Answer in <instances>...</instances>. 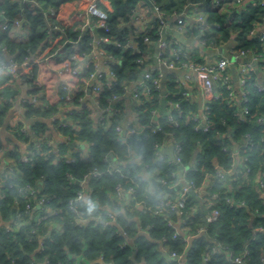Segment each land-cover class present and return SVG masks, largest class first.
Returning a JSON list of instances; mask_svg holds the SVG:
<instances>
[{"label":"trees","instance_id":"16d2710c","mask_svg":"<svg viewBox=\"0 0 264 264\" xmlns=\"http://www.w3.org/2000/svg\"><path fill=\"white\" fill-rule=\"evenodd\" d=\"M86 1L0 0V126L12 109L19 113L9 124L21 138L14 149L25 144L32 156L23 161L19 149L11 150L22 176L0 183V221L8 223L0 225V264H264V124L256 122L264 116V91L256 88L264 60L246 74L248 101L242 104L248 114H239L242 104L223 86L199 110L181 69L163 68L156 57L168 58L176 38L172 31L159 30L158 16L145 32L132 23L141 5L161 12L177 2L203 7L207 29L189 22L183 28L187 43L174 44L185 49L190 38L199 43L189 56H180L179 67L240 49L263 53L264 39L249 32L264 23V10L249 0L240 6H229L231 0H108L104 26L89 27L73 15ZM170 13L163 20L176 22ZM17 19L25 24V38L12 32ZM160 36L168 47L156 45ZM100 37L108 38L97 44L102 53L95 48ZM201 46L217 52L203 58ZM72 56L87 65L74 72ZM96 57L108 61L111 75L102 63L94 65ZM11 61L17 63L12 71ZM94 73L100 82L94 79L88 87ZM44 74L54 77V97L48 96ZM64 84L71 89L69 99L59 90ZM87 88L103 109L96 119L83 102ZM127 100L133 116L125 121ZM153 110L159 114L153 116ZM54 133L61 139L52 141ZM169 144L175 159L165 151ZM157 150L163 158L156 157ZM108 166L123 172L108 173ZM93 168L100 174L82 181ZM150 176L167 186L191 181L183 208L171 207L180 184L167 191ZM78 192L83 197L75 213L69 200ZM212 209L218 213L208 221Z\"/></svg>","mask_w":264,"mask_h":264},{"label":"built area","instance_id":"2783aa9c","mask_svg":"<svg viewBox=\"0 0 264 264\" xmlns=\"http://www.w3.org/2000/svg\"><path fill=\"white\" fill-rule=\"evenodd\" d=\"M99 1L102 0H87L83 5H79V7L75 10V13L73 14L74 16L81 18L84 21V25H89V27H102L104 26V21L106 19H108L109 17V13L108 10L104 7H100L99 6ZM244 0H235V2L237 3V6H240L243 3ZM263 4H264V0H262ZM105 3V1H104ZM107 4V3H105ZM195 6V3H190L189 6ZM107 6V5H106ZM143 7H146V5H142ZM141 6V7H142ZM148 8V7H147ZM154 11L159 10V8L157 6H154ZM160 11V10H159ZM48 12L50 14H53V9L52 8H48ZM0 14L3 15L4 14V10L2 8H0ZM205 16L206 15H200V18L202 17V21H197V19H195L198 23L196 26L199 27L200 31L206 30L208 25L205 22ZM97 19V23L94 24L92 23L93 19ZM161 19H159V23L161 24V27H163L165 30H167V24L165 23V21L163 20L162 17H160ZM178 22H176L178 25V30H183V28L185 27L186 23L185 21L182 20V17L179 16ZM7 24L3 23L1 24V27L7 28ZM14 28L15 29V34L19 37V38H25L26 36V27L23 21H20L19 19L14 21ZM59 28V27H57ZM162 28V29H163ZM251 33L253 32V30L250 31ZM161 34V33H160ZM260 39H264V30H262L261 35H260ZM107 41L108 38L107 37H100L99 39H97L95 41V47H98L97 44L101 41ZM157 44L159 46V48H165L168 46L166 40L164 39L163 36H160ZM172 49V48H170ZM169 49V50H170ZM177 49V48H175ZM253 50V49H252ZM105 52V51H104ZM102 53V52H101ZM183 55V53H174V58H170L169 60H167L168 58H162L159 59L160 55L156 56L159 60V63L163 66H165L168 69H181L182 71V77H183V81L186 83H190L191 81H195L200 89H201V93L202 96L204 97V105L203 108H206V101H208L209 99H212L214 97L219 96V87L218 86H223L225 88L228 89V94L230 95V97L232 98H236L238 102H240L241 104L248 101V93H249V89L245 87L246 84V74L251 71L254 70L256 68V62L259 61L262 57H260V55H256L253 52L248 55L245 49H240L238 51V53H232L231 55L229 54L227 56L225 55H221L220 57H218L217 59H213L210 63L205 64L202 67H198L200 65V63H195L194 61H184L182 62V65L177 67L179 64V59L180 56ZM264 58V57H263ZM72 59L74 60V64H76L74 66V72H77L78 70H82L84 66L87 65V63L85 62H76L77 58L75 56H72ZM172 59V60H171ZM94 62V65H98L100 63H102V61H98V58L96 57L94 60L91 59ZM157 60V61H158ZM233 62L237 63L239 62L238 65V71H237V79L236 81L233 83L232 82V76L230 74L229 71V66L231 65L230 63ZM103 68L106 70V72L111 75V71L109 70V63L108 61L103 62L102 63ZM17 66V63L11 61L10 63V70L12 71L15 67ZM100 71L99 69L97 70V72ZM92 74V73H91ZM95 75V73H94ZM93 75V76H94ZM40 80L42 78V73L39 74L38 77ZM155 82H157L158 85H160V80L156 79ZM99 85H94L93 88L95 90H97L99 87ZM58 88V87H57ZM145 88V86H144ZM256 88L258 91H264V77L261 78V80L259 82H257L256 84ZM59 90L64 91L65 92V97L67 99L70 98L71 96V89L67 84L61 85L59 87ZM135 89H133L134 91ZM149 90H145L144 94H148ZM135 96H137L135 94ZM176 104V103H174ZM239 110V114L241 113H245L248 114L249 113V108L247 105L242 104L240 106ZM153 116H156L158 113V111L153 110ZM171 119V117H169ZM202 119L205 120V116L204 114L202 115ZM256 122L259 124H264V116H258L256 118ZM122 127L117 126L118 130H121ZM179 150V148H178ZM29 150L25 149L24 153L21 156V159L23 161H29L32 159V156H30L28 154ZM66 160L67 161H72L74 160V157L71 155H66ZM156 157L157 158H163L164 155L161 151L157 150L156 152ZM177 160H179L178 157H176ZM106 171H108V173H113L114 171H117L119 173L122 174L123 171L120 170L119 167H115L113 168L112 166H108L106 168ZM101 170H99L98 168H93L92 170H90V172L88 174H85L82 181L85 180V178L90 175H98L100 174ZM259 181V186L262 187L263 186V182L261 179H259V177H257V179ZM179 181H176L174 183V185L178 184ZM165 183V182H164ZM191 181H186V183H179L182 186V190L180 193V196L175 200L174 203L171 204V207L176 208L177 210H180L181 208H183L184 206V201L185 198L183 197V192L187 189V187L189 186V184H191ZM28 189V187L26 188ZM25 192L28 193V195L33 194V190H24ZM121 191V190H119ZM83 197L81 192H78L76 194V197L73 199L69 200V206L70 208L76 213L77 211V202L78 200H80ZM43 201V199H40L39 202L41 203ZM44 202H46V200L44 199ZM160 211V210H159ZM217 210L216 209H212L210 214H208L206 216V219L208 221H213L217 215ZM34 229H32V231H34ZM200 230H203L202 228ZM171 256L173 257H179L180 255L176 254L175 252H171ZM237 263H242L240 258H236ZM60 264V263H59Z\"/></svg>","mask_w":264,"mask_h":264},{"label":"crops","instance_id":"0c3cea01","mask_svg":"<svg viewBox=\"0 0 264 264\" xmlns=\"http://www.w3.org/2000/svg\"><path fill=\"white\" fill-rule=\"evenodd\" d=\"M105 3H108V2L105 0ZM141 6H140V8L138 10V14H137V16H139V14L141 13L139 18H144V17L149 16L151 14V11L155 12L154 9L150 10L149 8H147L148 6H146V7H143V6L141 7ZM182 6H183V13L181 12L182 13L181 17L184 18L187 21H190V18H192V17H190V15H191L190 11L191 10L188 9L189 6L188 5H185V6L182 5ZM225 8H226V6H225ZM202 9H204V8L202 7ZM174 22L169 21L168 24L171 27H174L175 26ZM135 27L137 28V27H139V25L135 24ZM15 29L16 28L12 29L13 33H14ZM176 29H173V31H172L171 28H169V27L167 28V30L172 31L173 35L177 38L178 43L181 42V40L183 41V43H187L185 41V39H184L183 32L178 30V28H176ZM262 30H264V23L263 24H256L255 27L253 28V32L252 33L249 32V34L251 35L252 38H259L260 39V35H261ZM195 40H196L195 38H193V39L190 38L188 40L190 43H188L187 45H192L195 48L198 47L199 43L195 42ZM231 43H232V41H231ZM184 48H186V47L184 46ZM225 48H226V45L224 44L223 50H225ZM201 49L206 51L205 55L203 54V58H208V57L212 58L217 52V49L214 50L213 47L206 48V47L201 46ZM225 54L229 55L227 52ZM98 61L99 62L101 61V59L99 57H98ZM238 63L239 62L234 63L233 65L229 66V71H230V74H231V76H232L234 81H236V79H237V71H238V69H237L238 65L237 64ZM179 73L182 74V71L179 70ZM257 74H258V77L261 80L262 76H261L260 71H258ZM94 79L97 80L96 84H98L100 82L99 79H98V74L95 73V75L91 79H89L87 81V83L88 84L91 83V81H93ZM43 81L48 86V88H47L48 96L54 97L55 93H56V89H57V87L54 84V77L44 74L43 75ZM87 92H88V94H86L85 97L83 98V102L87 105V107L89 109H91L93 111L94 119H96L98 117L99 112H101L102 110L97 105L93 95L91 93L89 94V91H87ZM188 92H189L188 94L191 95L192 99H195V100L198 101L199 110L202 109L203 105L205 103V101H204L205 99L202 96L201 89H200L199 85L195 81H191L189 83ZM23 94H24V91L22 92V95ZM126 104H127V114L125 116V121H127L129 118H131L133 116V114L129 110L130 109V104H129L128 100H127ZM162 104L164 105V103H162ZM162 104H161V106H162ZM18 116H20V114L14 112L13 109H12L9 112V114L7 116V119L5 120L4 124L0 126V139H1V142H2V145H1V148H0V183H2L5 180V178L10 177V176L11 177L15 176V177H18V178H20L22 176V172L19 169L18 164H17L16 156H14L12 154V152H11V150H13L15 148V146H17V144L18 145L20 144L21 138L17 137L16 134L14 133V130H12L11 127H9V124H14L15 122H17V120L19 119ZM56 117H60L61 118V115L57 114ZM57 139H61V136H59V134L54 133V136H53V138H51V140L52 141H56ZM79 147H80V151L81 152L86 153V151H87L86 150V144L81 143V144H79ZM18 149L20 150V154L22 155L24 153L23 150L26 149L25 144L21 145V149L17 148V149H14V150H18ZM1 224H5V226L6 225L8 226V223L4 222V221H0V225ZM53 227L58 228V226H53Z\"/></svg>","mask_w":264,"mask_h":264},{"label":"rangeland","instance_id":"374dc122","mask_svg":"<svg viewBox=\"0 0 264 264\" xmlns=\"http://www.w3.org/2000/svg\"><path fill=\"white\" fill-rule=\"evenodd\" d=\"M104 1L105 0H102V1H99V6L100 7H105V4H104ZM107 2H108V0H106ZM250 2H254V4L255 3H257V6H259L262 10L264 9V4H263V2H262V0H249ZM229 3V6H231L232 4H235V5H237V3L235 2V0H231V1H228ZM145 6V5H144ZM188 6H189V4H188ZM172 8H175V9H173L172 10ZM171 9H168V11L167 12H161V11H159V10H156L155 12H153V13H151L149 16H147V17H144V18H139V16L141 15V13L139 14V16H137V17H135L133 20H132V23H134V25L135 24H137V25H139V27H137L138 28V30L139 31H141V32H145L148 28H149V26H151L150 25V23H151V20L153 19V18H155L156 19V17L158 16V17H162V14H166V16H168V15H171V13H170V11H172V12H174L173 14V17H174V19L175 20H177L176 22H178V20L179 19H181V18H179V16H181V14L183 13V6L181 5V4H179V2H177L173 7H172ZM188 9H190L191 11H190V17H192V18H190V21H187V20H185L184 18H182V20L183 21H185V23L187 24V23H189V22H193V23H198L197 21H202V17L200 18V15H205L206 14V12L204 11V9H202V7H196V6H193V5H191V6H189L188 7ZM222 11H225V7H222ZM182 12V13H181ZM177 15V16H176ZM195 19H197V21L195 20ZM165 21V23H168V20H164ZM176 22H174V24H175V26L174 27H171L169 24H168V26L167 27H169V28H171V30L173 31V29H176V28H178V25L179 24H177ZM129 23H131V21H129ZM162 28L163 27H160V29L159 30H162ZM177 30V29H176ZM181 32H183L184 30H180ZM251 33V32H250ZM191 41V40H190ZM178 44V40H177V38H174V43L172 44V46H170L172 49H170L169 51H168V59L167 60H169L170 58H174V53H183V55H186V56H189V54L192 52V51H196V48L194 47V46H192V45H187V46H185L186 48L185 49H182L181 48V46L180 45H178V47H176L177 49H175V47H174V44ZM179 44H181L180 42H179ZM157 46H158V44H156ZM168 47V46H167ZM96 49H98V52H104L105 51V49L103 48V47H95ZM134 48H135V46H134ZM48 48H46L44 51H43V54L45 53V51L47 50ZM213 49L214 50H216V48L215 47H213ZM220 49V48H219ZM253 53L254 54H256V55H260V57H262V60H264V52L263 53H260V52H257L255 49H253ZM107 56V55H106ZM225 56H227V57H229L227 54L225 55ZM103 59H105V57H104V55H103V57H102ZM171 59V60H172ZM102 60V59H101ZM107 61V60H106ZM205 64H207L206 62H201L200 63V65L198 66V67H202V66H204ZM231 65H233V62H231L230 63ZM163 66V65H162ZM163 68H166L165 66H163ZM168 69V68H167ZM102 111H103V109L102 108H100ZM101 111V112H102ZM81 156H83V157H86L87 156V154L86 153H83V152H81ZM169 187H174L175 185L174 184H172V185H168Z\"/></svg>","mask_w":264,"mask_h":264},{"label":"water","instance_id":"95a60500","mask_svg":"<svg viewBox=\"0 0 264 264\" xmlns=\"http://www.w3.org/2000/svg\"><path fill=\"white\" fill-rule=\"evenodd\" d=\"M88 89H89V88H87V91H89ZM164 102H165V100L162 99V103H164ZM160 110H161V111L163 110V104H162V106L160 107ZM165 150H166V153H167L172 159H175L174 154H173V146H172L171 144H169V145L165 148ZM150 177H151V176H150ZM151 180H152V183H154V184H160V185H162L167 191H174L175 188H176L177 186H179V184H177V185L174 186V187H169V186H167L163 181H161V180H157V179H155V178H153V177H151ZM96 261H97V262H100V263L102 262L101 258H97Z\"/></svg>","mask_w":264,"mask_h":264},{"label":"bare ground","instance_id":"6f19581e","mask_svg":"<svg viewBox=\"0 0 264 264\" xmlns=\"http://www.w3.org/2000/svg\"><path fill=\"white\" fill-rule=\"evenodd\" d=\"M90 86H91V83L88 84V87H90Z\"/></svg>","mask_w":264,"mask_h":264}]
</instances>
